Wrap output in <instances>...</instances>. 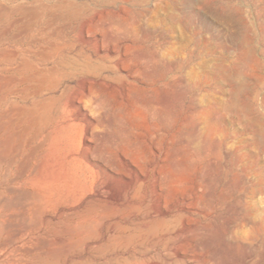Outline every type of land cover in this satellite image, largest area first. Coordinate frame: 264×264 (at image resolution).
<instances>
[{"label": "rangeland", "instance_id": "1", "mask_svg": "<svg viewBox=\"0 0 264 264\" xmlns=\"http://www.w3.org/2000/svg\"><path fill=\"white\" fill-rule=\"evenodd\" d=\"M0 13V264H264V0Z\"/></svg>", "mask_w": 264, "mask_h": 264}, {"label": "bare ground", "instance_id": "2", "mask_svg": "<svg viewBox=\"0 0 264 264\" xmlns=\"http://www.w3.org/2000/svg\"><path fill=\"white\" fill-rule=\"evenodd\" d=\"M52 8H53V7H52ZM52 8H50V9H52ZM50 9H49V12H50ZM54 9H55V8H54ZM30 10H31V9H30ZM52 10H53V9H52ZM1 11L3 12V10H1ZM28 12H29V11H28ZM21 13H22V12H21ZM23 13H24V12H23ZM25 13H26V12H25ZM0 14H1V13H0ZM2 14H3V13H2ZM28 14H29V13H28ZM50 14L52 15V12H50ZM28 16H29V15H27V17H28ZM55 16H56V15H55ZM29 17H30V16H29ZM23 19H24V18H23ZM30 19H31V21H32V17H31ZM30 19H29V22L26 23V25H27L28 27L34 26V24H33L34 22H30ZM54 19H56V18H53V16H50V17L48 18L47 22H45V23L48 25V27H52V25H54V22H55V21H53ZM10 20H11V19H10ZM15 20H17V18H16ZM19 20H20V19L18 18V21H19ZM21 20H22V19H21ZM18 21H17V22H18ZM41 21H42V20H41ZM17 22H16V24H17ZM19 22H20V21H19ZM22 22H23V21H21V23H22ZM24 22H25V20H24ZM36 22H37V21H36ZM52 22H53V23H52ZM5 24H6V23H5ZM36 24H37V23H36ZM9 25H10V23H9L8 25L6 24V26H9ZM12 25H13V24H12ZM17 25H18V24H17ZM17 25L14 24L13 28H15V26H17ZM20 25H24V24L22 23V24H20ZM26 25H25V26H26ZM19 27H20V26H19ZM28 27H26V28L28 29ZM43 27H44V29H45L46 26H43ZM3 28H4V26H3ZM5 28H6V27H5ZM9 28H11V27H9ZM31 28H32V27H31ZM31 28H30V30H31ZM33 29H34V28H33ZM1 30H2V27H1ZM6 30H8V28H7ZM21 30H24V29H21ZM45 30H47V29H45ZM4 31H5V30H4ZM8 31H9V30H8ZM10 31H11V30H10ZM41 31H42V30H41ZM43 31H44V30H43ZM0 32H1V31H0ZM13 32H14V31H13ZM23 32H24V31H22V33H23ZM31 32H32V31H31ZM1 33H2V32H1ZM7 33H8V32H6V34H7ZM24 33H26V31H25ZM24 33H23V34H24ZM26 34H27V33H26ZM26 34H24V35H26ZM28 34H29V33H28ZM1 35H2V34H1ZM19 35H20V34H19ZM13 36H14V35H13ZM15 36H16V35H15ZM15 36H14V37H15ZM27 36H28V35H27ZM3 37H4V34H3ZM3 37H2V38H3ZM11 37H12V36H11ZM14 37H13V39H14ZM0 38H1V36H0ZM2 38H1V39H2ZM18 40H19V39H18ZM20 40H21V39H20ZM6 41H7V40H6ZM6 41H5V42H6ZM13 41H16V40H13ZM3 47H4V46H3ZM6 50H7V48H6ZM3 51H5V50H3ZM3 51H2V52H3ZM14 55H15V54H14ZM14 55H13V56H14ZM28 59H29V58H28ZM28 59H27V60H28ZM25 60H26V59H25ZM26 63H28V61H27ZM23 64H24V63H23ZM28 64H29V63H28ZM2 69H3V68H2ZM5 69H6V68H5ZM6 70H7V69H6ZM19 73L21 74V72H19ZM22 73H23V71H22ZM38 73H40V71H39ZM33 75H34V74H33ZM12 76H13V75L11 74V77H12ZM15 76H16V75H15ZM38 77H39V76H38ZM16 78H18V77H16ZM11 79H12V78H11ZM29 79H30V78H29ZM37 79H38V78H37ZM16 80H17V79H16ZM24 80H25V79H24ZM27 80H28V79H27ZM14 81H15V80H14ZM19 82H20V81H19ZM27 98H28V97H27ZM19 107H20V106H19ZM20 108H22V107H20ZM25 108H26V107H25ZM25 108H24V109H25ZM18 109H19V108H18ZM22 109H23V108H22ZM24 109H23V110H24ZM25 110H26V109H25ZM22 112H24V111H22ZM28 112H29V111H28Z\"/></svg>", "mask_w": 264, "mask_h": 264}]
</instances>
